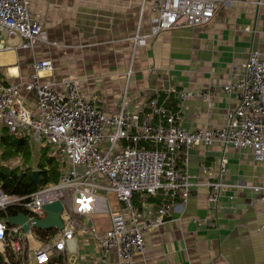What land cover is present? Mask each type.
Segmentation results:
<instances>
[{
  "label": "built area",
  "instance_id": "built-area-1",
  "mask_svg": "<svg viewBox=\"0 0 264 264\" xmlns=\"http://www.w3.org/2000/svg\"><path fill=\"white\" fill-rule=\"evenodd\" d=\"M222 2L151 0L150 36L208 24ZM30 5L31 0H0V34L20 38V48L33 51L47 43L48 36L41 16L32 12ZM146 40L139 32L135 46L146 45ZM11 48L4 40L0 42V53ZM32 68L34 72L26 80L0 81V140L1 125L10 134H32L36 144L55 149L60 175L57 182L28 195L6 193L0 185V213L10 207L23 209L20 214L27 215L30 224L25 232L10 218L0 217L2 252L10 248L22 264H49L55 259V264H79L85 259L78 255L79 243L94 244L100 264H112L113 255L116 264H136V257L145 252L146 232L164 223L176 202L185 207L198 185L189 171V154L197 145L222 147L220 159L203 168L201 184L209 190L210 206L217 207L229 187L248 190L264 200V185L226 182L230 147L250 149L255 161L264 165V55L259 50H252L244 63L233 66L231 81L223 86L226 94L239 98L238 106L228 111L226 122L194 130L180 125V114L161 102L158 90L149 99L148 111H129L124 95L121 109L106 114L96 97L84 95L79 79L57 80L51 59L35 60ZM24 91L35 95V111L27 106ZM173 91L170 84L167 92ZM215 91L210 85L200 96L210 101ZM189 96L191 92H180L184 101ZM22 163L21 156L7 162L12 169ZM136 193L143 194V203L146 197L159 193L165 200L139 212L133 204ZM56 201L63 205V228L39 229L46 231L39 245L32 248L29 236L38 239L32 222L45 219V206ZM102 218L109 222L107 228L99 223Z\"/></svg>",
  "mask_w": 264,
  "mask_h": 264
},
{
  "label": "crops",
  "instance_id": "crops-1",
  "mask_svg": "<svg viewBox=\"0 0 264 264\" xmlns=\"http://www.w3.org/2000/svg\"><path fill=\"white\" fill-rule=\"evenodd\" d=\"M223 1L208 24L150 36L151 0H31L30 10L41 16L48 42L32 51L20 48V38L0 34V42L12 47L0 53V81L26 80L35 60L51 59L53 76L79 79L84 95L96 97L106 114L121 109L124 95L129 111H148L158 90L180 114L184 128L222 126L228 111L239 104L236 95L223 91L233 66L244 63L252 50L264 55V0ZM139 32L147 36L146 45L135 46ZM170 84L172 93L167 92ZM210 85L216 91L209 101L200 94ZM182 90L192 96L182 100ZM23 96L35 111V95L24 91ZM221 149L219 144L191 149L189 171L198 185L185 207L176 202L172 215L146 232L145 252L136 264H264V200L229 187L217 207L208 203L203 168L220 159ZM227 157V183L264 185V165L250 149L230 147ZM154 204L146 200L142 208ZM98 221L109 225L105 218ZM78 253L85 258L79 264H100L94 244L79 243ZM112 261L116 264L114 255Z\"/></svg>",
  "mask_w": 264,
  "mask_h": 264
},
{
  "label": "trees",
  "instance_id": "trees-1",
  "mask_svg": "<svg viewBox=\"0 0 264 264\" xmlns=\"http://www.w3.org/2000/svg\"><path fill=\"white\" fill-rule=\"evenodd\" d=\"M160 100L161 102L165 101V97L161 95ZM28 144L29 142L27 138L21 136V134H10L9 131L6 129H4L1 133L0 185L6 193L28 195L39 190L42 186L50 182H57L59 179L60 169L57 159L55 157H46L44 160H42L41 153V158H39V160L37 161L36 167L31 166L34 161L33 158V160L29 159V162L31 164L29 167H26L27 163L24 162L22 163L21 167L14 169L10 168L7 162L11 159L20 156L21 153L26 154L27 157H29V155L33 153L32 148L29 150ZM34 169L41 170V185H39L34 178ZM142 195V193H136L133 198V204L139 212L143 211V201L141 198ZM145 200H153L159 204L162 203L165 198L163 196V193H159L156 197L149 196L146 197ZM23 212H25L23 209L17 207H10L6 211L1 212L0 217L11 218ZM43 233H45V231ZM57 260L61 262L60 258H58ZM55 261L56 259L53 262H50L49 264H55ZM0 264H22V262L14 258L10 248H6V251L0 252ZM61 264L65 263L61 262Z\"/></svg>",
  "mask_w": 264,
  "mask_h": 264
},
{
  "label": "water",
  "instance_id": "water-1",
  "mask_svg": "<svg viewBox=\"0 0 264 264\" xmlns=\"http://www.w3.org/2000/svg\"><path fill=\"white\" fill-rule=\"evenodd\" d=\"M40 174L41 170L33 171L34 178L39 185H41ZM45 209L47 210V217L41 220H34L32 222L33 228L46 230L56 228L57 230H61L64 226L61 219V211L63 210L62 203L60 201H56L54 203L46 205ZM10 221L14 225L23 226L25 232L29 230L30 224L28 222V217L25 214L11 217Z\"/></svg>",
  "mask_w": 264,
  "mask_h": 264
},
{
  "label": "rangeland",
  "instance_id": "rangeland-1",
  "mask_svg": "<svg viewBox=\"0 0 264 264\" xmlns=\"http://www.w3.org/2000/svg\"><path fill=\"white\" fill-rule=\"evenodd\" d=\"M4 129L7 130V128L3 125H1V131H3ZM18 134H21V136L27 138L28 142H29V150L32 148L33 153L31 155H29V157H27L26 154L21 153L20 156L22 157L23 163H27L26 167H29L31 164L29 162V159L33 160V164L31 166H37V161L39 160L40 157V153L42 156V160H44L46 157H55L56 155V151L55 149L50 146V145H39L36 144L35 142H33V138H32V134H28V132L23 131V132H19ZM35 170V169H34ZM41 231H46V230H39V229H34V233L37 236V240L33 237V236H29V243L32 246V248H36L39 245V239L42 237V233ZM4 250V245L2 243H0V252H2Z\"/></svg>",
  "mask_w": 264,
  "mask_h": 264
}]
</instances>
